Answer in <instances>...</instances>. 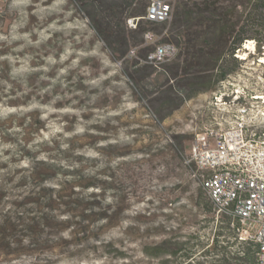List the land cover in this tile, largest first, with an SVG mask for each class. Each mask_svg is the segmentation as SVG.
<instances>
[{
  "label": "rangeland",
  "instance_id": "1",
  "mask_svg": "<svg viewBox=\"0 0 264 264\" xmlns=\"http://www.w3.org/2000/svg\"><path fill=\"white\" fill-rule=\"evenodd\" d=\"M147 29L148 42L144 33L141 44L113 59L69 0H0V179L11 173L9 192L33 162L44 161L54 167L45 183L70 186L65 195L95 193L100 210L72 238L66 225L53 221L51 244L0 264H147L140 245L178 227L175 241L195 232L191 243L207 245L192 246L187 261L181 252L163 259L210 264L218 258L210 242L225 226L195 206L198 181L186 161L195 134L226 119L227 106H214L209 91L166 110L164 102L184 93L167 71L178 57L147 63L148 50L168 27ZM245 46L240 66L263 81L257 89L263 93V48L261 54L253 42ZM229 234L226 250L234 255L241 246Z\"/></svg>",
  "mask_w": 264,
  "mask_h": 264
},
{
  "label": "trees",
  "instance_id": "2",
  "mask_svg": "<svg viewBox=\"0 0 264 264\" xmlns=\"http://www.w3.org/2000/svg\"><path fill=\"white\" fill-rule=\"evenodd\" d=\"M69 1L88 18L96 36L105 43L113 59L124 56L132 47L141 44L140 36L148 31L149 26L162 30L168 27L161 42L173 43L181 50L167 71L173 80H179L184 93L176 99L165 91L167 98L172 100L171 103L164 102L166 110H176L201 93H219L224 83L231 82L239 72L241 60L236 55L243 46L252 41L261 54L264 47V0H163L172 12L171 20L166 23H154L143 18L150 0ZM131 18H139L135 29L127 28V20ZM42 166L46 168L39 172ZM53 169L50 163L33 162L27 174L19 176L16 188L12 187L9 192L7 181L11 173L1 175L0 258L11 261L51 244L53 221L60 220L59 224L66 225L72 238L80 228L87 226L88 220L100 213L95 206L98 196L95 193L87 198L75 193L65 195L70 186L45 183V172ZM71 189L74 191V187ZM194 196L195 206L213 220L212 204L199 183ZM102 217L101 220L107 222V217ZM221 221L225 227H220L210 242L218 258L210 264H231L232 261L255 264L253 245L248 242L240 243L241 249L237 254L227 252L230 246L227 238L231 232L224 234L228 220L223 218ZM180 231V227L169 229L159 241L141 244V262L150 264L157 260V264H174L171 258L178 252H181L182 260L187 261L193 257L192 246H198L200 250L206 247L204 241L191 243L193 238H197L193 237L195 232L185 234L187 240L183 242L175 241V235ZM165 256L171 258L163 259Z\"/></svg>",
  "mask_w": 264,
  "mask_h": 264
},
{
  "label": "built area",
  "instance_id": "3",
  "mask_svg": "<svg viewBox=\"0 0 264 264\" xmlns=\"http://www.w3.org/2000/svg\"><path fill=\"white\" fill-rule=\"evenodd\" d=\"M143 18L169 22L171 8L163 0H150ZM138 20H127L128 26L135 29ZM144 38L148 42L150 33ZM130 54L133 56L134 50ZM178 55L177 46L159 42L146 62L161 65ZM236 57L245 61L238 54ZM261 82L240 66L233 80L224 83L213 97L214 106H227L223 107L226 119L195 134L186 161L212 204L213 221L226 218L234 241L253 245L255 264H264V92L257 91ZM233 85L236 88L230 90ZM231 96V101L224 99Z\"/></svg>",
  "mask_w": 264,
  "mask_h": 264
},
{
  "label": "bare ground",
  "instance_id": "4",
  "mask_svg": "<svg viewBox=\"0 0 264 264\" xmlns=\"http://www.w3.org/2000/svg\"><path fill=\"white\" fill-rule=\"evenodd\" d=\"M252 44V41H249V42H247L245 45L248 47V46H250ZM245 46V47H246ZM251 47V46H250ZM252 49H253V47H252ZM249 50V49H248ZM263 52H264V47H263ZM242 57V56H241ZM242 58H246V55H244ZM260 63H262V64H264V54H263V56H261V58H260Z\"/></svg>",
  "mask_w": 264,
  "mask_h": 264
}]
</instances>
